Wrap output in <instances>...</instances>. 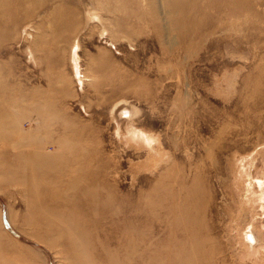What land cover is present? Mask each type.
Segmentation results:
<instances>
[{"label":"rangeland","instance_id":"1","mask_svg":"<svg viewBox=\"0 0 264 264\" xmlns=\"http://www.w3.org/2000/svg\"><path fill=\"white\" fill-rule=\"evenodd\" d=\"M0 264H264V0H0Z\"/></svg>","mask_w":264,"mask_h":264},{"label":"bare ground","instance_id":"2","mask_svg":"<svg viewBox=\"0 0 264 264\" xmlns=\"http://www.w3.org/2000/svg\"><path fill=\"white\" fill-rule=\"evenodd\" d=\"M75 46H78L77 44L75 45ZM77 48V47H76ZM75 47H73L71 50H72V52H74V49H76ZM76 52V51H75ZM73 55V54H72ZM76 55V54H75ZM74 56V55H73ZM75 58H77V56H75L74 57V60H75ZM73 60V59H72ZM73 64H74V62H73ZM74 66H75V64H74ZM76 67H77V65H76ZM76 67H75V69H76ZM76 71H78L77 69H76ZM131 128V127H130ZM144 132V131H143ZM151 134V133H150ZM149 135V134H148ZM144 139L146 140V138L144 137ZM157 139V138H156ZM156 139H154V140H156ZM158 140V139H157ZM156 140V141H157ZM155 142V141H154ZM155 143H157V142H155ZM139 145H141V144H139ZM249 237H247V241H249L251 244H254L253 245V247L255 246V245H258L259 244V237L258 236H255L253 233H252V231H250L249 232Z\"/></svg>","mask_w":264,"mask_h":264}]
</instances>
